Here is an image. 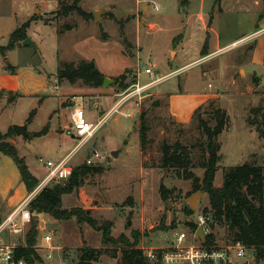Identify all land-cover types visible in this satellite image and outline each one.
Returning <instances> with one entry per match:
<instances>
[{
  "label": "rangeland",
  "instance_id": "374dc122",
  "mask_svg": "<svg viewBox=\"0 0 264 264\" xmlns=\"http://www.w3.org/2000/svg\"><path fill=\"white\" fill-rule=\"evenodd\" d=\"M27 1L33 5L32 16L40 18L27 31L33 45L22 42L1 54L0 76L9 71V63L28 78V86L42 82L43 87L37 95H23L20 89L6 94L7 99L0 98V134L27 123L34 113L27 123L33 138L13 135L4 141L15 147L39 181L48 172L47 161L56 163L69 156L72 168H77L94 151L101 155L91 165L100 172L86 175L78 189L62 197L60 209L74 211V216L56 221L36 214L35 244L42 245V237L49 235L56 250L50 259L40 251L43 259L35 264H79L84 261V249L96 251L97 261H89L91 264H117L121 246L105 244L100 228L108 230L112 241L121 237L130 242L136 235L138 248L171 245L175 233L210 206L207 194L194 190L193 180L160 169L161 146L175 142L186 146L191 173L200 184L212 142L199 120L213 128L215 109L227 113L229 124L215 140L213 186H222L230 168L248 164L264 170V138L248 124V119L261 120L250 110H264L262 0H220L216 5L215 0H81L78 6L92 15L89 20L75 13L66 18L54 13L59 1L71 4L72 0ZM23 4L0 0V47L7 46L10 34L26 21ZM97 12L102 13L99 22L94 17ZM66 25L72 29L65 31ZM82 61L94 62L112 83L91 89L81 82H57L59 63L77 65ZM147 67L161 80L140 97L124 100L134 84L152 81L144 74ZM29 70L30 74H25ZM73 95L83 99L88 122L95 125L104 119L93 138L76 152L69 113ZM116 105V111L107 116ZM142 112L146 127L143 145L139 138ZM46 126L45 135L35 136ZM113 151H118L116 157L111 155ZM197 192L202 194L190 217L187 199ZM28 193L14 161L0 154V219ZM85 218L92 220L96 229ZM210 231L220 245L232 239L224 222ZM254 255L247 252L234 264H263Z\"/></svg>",
  "mask_w": 264,
  "mask_h": 264
},
{
  "label": "trees",
  "instance_id": "16d2710c",
  "mask_svg": "<svg viewBox=\"0 0 264 264\" xmlns=\"http://www.w3.org/2000/svg\"><path fill=\"white\" fill-rule=\"evenodd\" d=\"M81 0H72L71 4L59 1V7L54 12L58 17L66 18L71 14H77L84 20L92 19L91 14L85 13L78 4ZM220 0H215V5ZM264 9V0H262ZM37 16H31L20 27L15 29L9 36L7 46L0 47V55H5L8 50L19 47L21 43L27 38V31L32 22H36ZM212 17H210V22ZM65 31L71 30L70 25L64 26ZM8 70H12L9 65ZM57 82L66 81L70 84L81 82L89 88L98 89L102 87L104 76L97 70L94 62L82 61L75 65L74 63L61 62L57 66ZM122 77L121 79H123ZM212 120L215 126L210 128L207 122L199 120V125L204 134L208 136L211 142L227 128L229 118L227 113L222 109H215L212 112ZM27 120L30 123L32 115ZM144 114H140V129L139 138L143 145L146 136V127L144 125ZM250 114L260 115L261 120L253 122L248 119L250 126H255L256 132L260 138H264V110L255 108L250 110ZM48 131L46 126L42 131L35 134V136L45 135ZM15 135L12 128H9L5 134H0V154L12 159L19 170L21 182L30 192L38 184L39 180L34 177L25 165L24 161L18 157L15 147L4 140L10 136ZM161 165L162 170H174L178 176H183L185 180H193L194 190H201L208 196L209 209H203L204 213L211 215L213 223L211 227L222 224L224 222L228 225L232 233L230 243L241 244L253 249L254 256L258 262L264 264V170L263 168L243 164L234 168L226 170L224 173V180L221 187L213 186L214 177L217 167V157L210 156L208 161L202 166L204 170L203 178L200 184L197 183L196 178H193L191 173L192 160L190 152L186 146L179 142L174 144L163 143L161 146ZM100 172V168H93L91 165L83 163L77 168H73L70 177L66 180V184L61 186L59 184H51L45 187L31 202L30 210L35 214H46L56 221L69 220L75 215L74 211H62L61 201L62 197L71 194L78 189L81 181L88 174H95ZM186 214L193 216L194 212L187 207ZM191 219V218H190ZM89 226L95 228V223L89 218L84 219ZM192 230L195 225L190 221L186 224ZM102 232V239L105 244H111L117 247L121 246V257L117 264H146L141 250L137 247L139 239L136 235L132 236L131 241L124 238H119L112 241L108 238V230L103 228L98 229ZM36 231L32 229L27 235L28 248L22 251L21 255L24 257L26 264H35L41 262V258L31 248L35 244ZM211 239L213 235H210ZM82 259L84 261H97L96 251L93 249H84L82 251Z\"/></svg>",
  "mask_w": 264,
  "mask_h": 264
},
{
  "label": "built area",
  "instance_id": "2783aa9c",
  "mask_svg": "<svg viewBox=\"0 0 264 264\" xmlns=\"http://www.w3.org/2000/svg\"><path fill=\"white\" fill-rule=\"evenodd\" d=\"M144 74L148 75L152 81L145 85H141L139 82L134 84V89L127 94L124 100L134 96L140 97L147 89L161 80L150 67L144 69ZM137 77H139V73ZM53 89L56 90L57 86H54ZM69 105L72 138L77 141L73 151L76 152L93 138L104 119H100L95 125L88 122L85 118L81 97L73 96L69 101ZM116 107L117 105L108 112L107 116L113 114ZM100 159L101 155L94 151L85 163L86 165H92ZM46 167L48 172L39 184L28 193L19 205L3 219H0V264H26L21 253L28 248L27 235L32 229L36 231V234L38 232V219L36 226H34L32 217L36 214L31 212L30 204L45 187L66 181L73 169L69 156H65L56 163L47 161ZM191 222L195 225V229L192 230L185 225L184 230L175 233L171 245L162 248H139L146 264H234L235 261L244 258L247 252H253V249L241 244L228 243L220 245L215 239H211L210 235L212 233L210 230L213 220L211 215L204 213L203 210L197 213ZM199 228L205 236L204 242L196 235ZM41 240L42 245L34 244L31 248L39 257V252L43 251L46 253V259H50L56 250L52 246V238L49 235H44ZM40 258L42 261L43 257Z\"/></svg>",
  "mask_w": 264,
  "mask_h": 264
},
{
  "label": "crops",
  "instance_id": "0c3cea01",
  "mask_svg": "<svg viewBox=\"0 0 264 264\" xmlns=\"http://www.w3.org/2000/svg\"><path fill=\"white\" fill-rule=\"evenodd\" d=\"M13 1H15V0H13ZM16 1H23L24 2V4L21 5L22 13L24 14L23 18H25V20L29 19L32 16L31 10H33V5H31V2H29L27 0L26 1L25 0H16ZM32 3H35L36 6L40 5V3H36V2H32ZM41 5H44V4H41ZM7 64L10 65L9 63H7ZM10 66H12V65H10ZM19 72H20L19 70L17 71V67L12 66V70H9L4 75L0 76V98L7 99L6 94L12 95L14 92H18L20 89L24 91L23 95H28V96L37 95L38 92H40V90L43 87L42 82L35 84V85L30 84L28 86L27 85L28 78H24L22 76V74H19ZM25 74H30V70H29V73H25ZM69 113H70V108H69ZM71 137H72V135H71ZM11 211H9V212H11Z\"/></svg>",
  "mask_w": 264,
  "mask_h": 264
},
{
  "label": "water",
  "instance_id": "95a60500",
  "mask_svg": "<svg viewBox=\"0 0 264 264\" xmlns=\"http://www.w3.org/2000/svg\"><path fill=\"white\" fill-rule=\"evenodd\" d=\"M102 13L100 12H97L95 13L94 17L95 19L99 22L100 21V16H101ZM23 45L24 46H29V45H33L32 41L30 40V38H26L24 41H23ZM109 83H112V80H109L108 78H104L103 80V84H102V87L105 88L108 86ZM14 133L16 136H19V137H22V138H25V139H31L34 137L33 134H30L28 132V124L25 123L23 125H17V126H13L12 127ZM216 153V144H215V140L212 142V148H211V151L209 152V154L212 156ZM118 154V151H113L111 152V155L113 157H116ZM202 193L201 192H197V193H194L190 196V198L187 199V204L189 206V208L192 210V211H196L197 210V199L198 197L201 195ZM38 219V215H34L32 217V220H33V223H34V226H36V221ZM130 225V223H128V226ZM196 235L199 237V239L204 242L205 240V236L203 234V231L199 228L197 229L196 231ZM79 264H91L89 261H81Z\"/></svg>",
  "mask_w": 264,
  "mask_h": 264
}]
</instances>
